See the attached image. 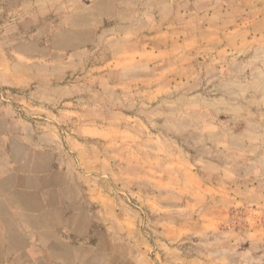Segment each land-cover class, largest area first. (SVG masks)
<instances>
[{
    "label": "rangeland",
    "instance_id": "374dc122",
    "mask_svg": "<svg viewBox=\"0 0 264 264\" xmlns=\"http://www.w3.org/2000/svg\"><path fill=\"white\" fill-rule=\"evenodd\" d=\"M0 42L114 201L1 212L0 264H264V0H0Z\"/></svg>",
    "mask_w": 264,
    "mask_h": 264
},
{
    "label": "crops",
    "instance_id": "0c3cea01",
    "mask_svg": "<svg viewBox=\"0 0 264 264\" xmlns=\"http://www.w3.org/2000/svg\"><path fill=\"white\" fill-rule=\"evenodd\" d=\"M38 15L26 14L28 18ZM8 44L0 42V84L31 91L28 97L17 99L25 113L17 109V104L0 103V218L1 212L15 207L25 212L31 211L30 206H61L63 210L64 206H88L89 201L108 214L109 206L114 205L110 192L92 185V174L85 177L69 170L63 154L57 126L62 110L57 104L65 96L73 100L74 93L56 86L53 75L24 73L20 66L25 62L13 61ZM95 130H91L92 135H96ZM79 131L85 134L90 128Z\"/></svg>",
    "mask_w": 264,
    "mask_h": 264
}]
</instances>
